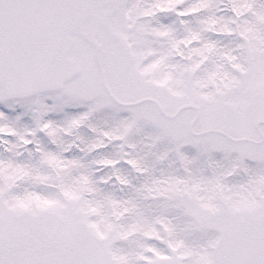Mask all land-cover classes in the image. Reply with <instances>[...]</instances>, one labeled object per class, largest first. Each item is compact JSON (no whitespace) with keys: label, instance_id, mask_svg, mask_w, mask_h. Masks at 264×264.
<instances>
[{"label":"snow or ice","instance_id":"6c2138e0","mask_svg":"<svg viewBox=\"0 0 264 264\" xmlns=\"http://www.w3.org/2000/svg\"><path fill=\"white\" fill-rule=\"evenodd\" d=\"M0 264H264V0H0Z\"/></svg>","mask_w":264,"mask_h":264}]
</instances>
